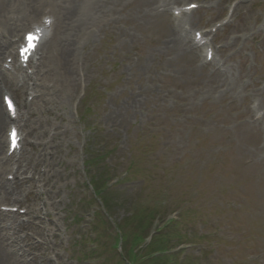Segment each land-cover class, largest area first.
Here are the masks:
<instances>
[{"label":"rangeland","instance_id":"rangeland-1","mask_svg":"<svg viewBox=\"0 0 264 264\" xmlns=\"http://www.w3.org/2000/svg\"><path fill=\"white\" fill-rule=\"evenodd\" d=\"M228 1L197 11L194 27L218 19ZM154 6L155 0L99 1L93 10L97 33L69 53L78 82L60 92L52 88L48 112L29 118V139L39 146L51 141L41 156L29 142L22 152L29 169L47 166L51 225L36 235L27 227L12 232L2 220L15 258L10 264H124L113 248L116 225L122 254L135 264H264V117L253 120L261 110L255 97L264 108V0L239 3L234 21L217 35L234 36L222 53L224 71L170 43L178 39L175 23ZM85 84L86 98L76 104ZM222 86L227 91L213 93ZM239 91L245 99L233 98ZM16 93L21 102L23 94ZM124 170L127 179L101 195L106 215L87 183L91 178L101 187ZM32 203L34 210L43 205L35 198ZM174 210L170 224L151 231L157 250L165 251L151 261L150 246L142 242L149 223L154 214ZM29 233L42 245L30 244L19 256L15 240Z\"/></svg>","mask_w":264,"mask_h":264},{"label":"bare ground","instance_id":"bare-ground-1","mask_svg":"<svg viewBox=\"0 0 264 264\" xmlns=\"http://www.w3.org/2000/svg\"><path fill=\"white\" fill-rule=\"evenodd\" d=\"M25 1L26 3L23 4L22 2H20V0H0V58L4 53L11 52L10 51L11 44L8 42V40H6L9 34L13 32H17L18 28L25 27V24L23 23L25 20H28V23H29L28 25H30L31 22L34 21L35 18H37V15L46 9L50 11L51 13L55 14L56 18L52 24V27L59 26V29H55V31L52 30L51 35L48 38L49 40L46 42L47 43L46 47H47L48 45L51 46L52 41H53V52H54V54H52L53 56L49 55V52H48L49 49H47L45 51L46 56L44 57V58L49 59L47 63L50 66L51 70L46 71L47 63L45 61L43 63V66H41L40 68L37 67V65H35V69H36L35 73L43 72L44 78H49V77L52 78L55 76L56 77V80H55L56 89L60 88L61 90H63L67 87L74 88L75 87L74 82L76 78H75L74 71H73V66H74L73 63L75 62L71 58V55L69 54L72 49L71 46H74L75 42L79 41L82 37L90 35L92 32H94L95 30L94 20L95 19L92 17L88 19L84 18V19L78 20L79 17L78 18L75 17L78 11V4L80 3L79 2L80 0H47V1L46 0H25ZM96 1L97 0H92L88 2V6L95 5ZM52 4H53V7H52ZM82 5L84 7L87 6L86 2H83ZM154 7L156 10L157 8L156 4ZM14 10H16V12H14ZM8 13L17 14V16L20 18V21L19 22L13 21V18L11 19L10 14L8 15ZM191 13L193 14V12ZM18 17L16 19H18ZM13 22H15L16 25L20 27L13 28V26L12 27L9 26V23H13ZM175 38H171L172 40H169V42L172 43L174 46H178L182 49H185L188 52L189 51L192 52L193 49L192 47L189 46L191 42L190 43H187L186 41L177 42L178 40ZM179 43H181V45ZM21 77L23 80V85H25L26 87H27V84H26L27 82L30 81L33 83V81H36L35 78H33L32 76L30 77L26 76V73L22 74ZM0 82L1 83L3 82L11 83L12 82V77H10L6 71L2 70L1 67H0ZM44 84L45 83L41 82L40 84L41 89L44 88ZM8 86L10 87V85ZM32 105H36V103L32 101L30 103V107L26 109H25V105L22 106V108L26 111L28 115L31 114ZM42 108L43 109L45 108V102L43 101L41 102V107L38 106L37 109L38 111H42ZM20 116L23 117V114H20ZM4 121L5 119H4L3 109L0 104V131L3 128ZM24 127L27 129L26 126ZM4 143H5V138H3L0 134V202L6 201L7 194H9L10 192L8 182L5 179H1V174L3 170H5V168L9 166V162H10V160L6 157V153L3 154ZM39 191L40 190L38 189L36 190L38 194H39ZM3 218L4 216L0 212V264H10V260L15 261L14 260L15 258L13 257L10 244L6 242L7 230L5 229L4 226L1 225L3 224V221H2L4 220Z\"/></svg>","mask_w":264,"mask_h":264},{"label":"snow or ice","instance_id":"snow-or-ice-1","mask_svg":"<svg viewBox=\"0 0 264 264\" xmlns=\"http://www.w3.org/2000/svg\"><path fill=\"white\" fill-rule=\"evenodd\" d=\"M33 39H34V37L30 34L28 36V40L31 42ZM30 46H31V44H30ZM24 51H27V49H25ZM3 99H4V102L7 105L8 109L11 111L13 109V104H12L11 100L8 97H4ZM10 135H11L13 144H15L16 138H17V134H16L15 130H13Z\"/></svg>","mask_w":264,"mask_h":264},{"label":"trees","instance_id":"trees-1","mask_svg":"<svg viewBox=\"0 0 264 264\" xmlns=\"http://www.w3.org/2000/svg\"><path fill=\"white\" fill-rule=\"evenodd\" d=\"M158 247L154 244V243H151V246L149 247L148 251L149 253L150 252H153L154 250H156ZM158 259V258H157ZM156 259H152L151 261H155Z\"/></svg>","mask_w":264,"mask_h":264}]
</instances>
